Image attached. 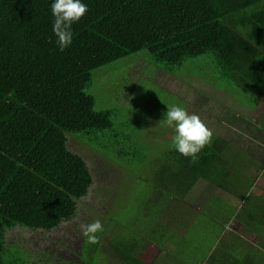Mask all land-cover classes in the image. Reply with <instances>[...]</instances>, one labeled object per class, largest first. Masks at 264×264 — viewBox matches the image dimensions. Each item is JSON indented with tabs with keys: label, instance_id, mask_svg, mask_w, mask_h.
Segmentation results:
<instances>
[{
	"label": "trees",
	"instance_id": "16d2710c",
	"mask_svg": "<svg viewBox=\"0 0 264 264\" xmlns=\"http://www.w3.org/2000/svg\"><path fill=\"white\" fill-rule=\"evenodd\" d=\"M51 2L0 0V264L31 262L27 251L7 246L9 230L52 231L72 220L88 195L91 172L68 149L67 135L97 137L114 127L112 112L96 111L87 92L96 71L143 51L169 72L211 55L216 74L238 91L239 109L264 104V0H83L88 12L73 25L72 46L62 53L54 43ZM226 121L241 140L249 131L264 136V110L254 122L237 113ZM231 143L212 132L195 164L174 149L166 152L153 224L135 219L108 242L99 234V242L84 244V263L91 253H104L106 264H148L136 255L144 236L172 254L167 264H190L176 252L186 253L190 224L207 212L194 207L199 198L192 191L202 181L238 205L213 200L222 227L206 252L198 246L205 253L197 264H264V189L251 179L254 160ZM232 221L242 232L227 228ZM252 232L257 245L247 239Z\"/></svg>",
	"mask_w": 264,
	"mask_h": 264
},
{
	"label": "rangeland",
	"instance_id": "374dc122",
	"mask_svg": "<svg viewBox=\"0 0 264 264\" xmlns=\"http://www.w3.org/2000/svg\"><path fill=\"white\" fill-rule=\"evenodd\" d=\"M150 58V54L143 51L94 73L93 84L87 92L95 99L96 111L112 112L114 127L97 137L67 135L68 149L85 160L93 183L88 195L78 202L75 217L58 228L48 232L16 227L7 232V246L15 245L27 251L31 257L29 264H85L81 255L86 242L80 226L95 220H99L104 228L97 235L102 234L107 242L116 232L128 230L127 225L134 223L135 219L140 221L145 217L150 225L153 224V204L156 200L160 202V188L165 185L162 182L163 156L173 150L171 140L174 131L162 117L167 107L179 105L185 108L189 114L198 115L216 135L231 140L236 147L255 152L251 157H255L254 162L260 164L258 158L264 159V136L249 131L245 135L247 138L241 140L238 129L229 127L224 120L228 110L239 116L246 115L254 122L262 114L264 104L257 110L239 109L240 103L235 99L238 91L231 89L216 74L215 60L211 55L189 60L174 72L156 66ZM214 87L219 88L213 90ZM262 175L264 169L256 174L258 182L264 179ZM258 184H262L260 188L263 190L264 183ZM211 191L213 188L206 183L196 185L192 191L194 200L199 198L198 206H194L196 210L201 207L199 200ZM230 204L237 206L238 202L231 198ZM144 206L151 212L145 211ZM222 217L202 211L195 219V225L190 224L192 229L185 246L186 253L182 254L180 249L176 252L180 253L179 258L197 264L206 250L217 242ZM181 225L178 222L177 228L184 226ZM229 227L235 232L243 230L235 221ZM247 237L258 244L256 233H249ZM198 246L204 249L205 252H200L203 254L198 253ZM94 254L86 257L85 262L106 264L104 253H98L96 258ZM136 255L148 264H167L172 256L148 242L144 236ZM111 259L107 261L111 262Z\"/></svg>",
	"mask_w": 264,
	"mask_h": 264
},
{
	"label": "clouds",
	"instance_id": "9594fccd",
	"mask_svg": "<svg viewBox=\"0 0 264 264\" xmlns=\"http://www.w3.org/2000/svg\"><path fill=\"white\" fill-rule=\"evenodd\" d=\"M50 8L54 43L62 53L72 46L73 25L85 16L88 6L83 0H52ZM162 117L164 123L174 131L171 147L190 163L195 164L205 146L211 143L212 132L198 115L189 114L179 105L167 107ZM103 230L99 220L80 226L81 235L88 244L97 243V234Z\"/></svg>",
	"mask_w": 264,
	"mask_h": 264
},
{
	"label": "crops",
	"instance_id": "0c3cea01",
	"mask_svg": "<svg viewBox=\"0 0 264 264\" xmlns=\"http://www.w3.org/2000/svg\"><path fill=\"white\" fill-rule=\"evenodd\" d=\"M225 112H226V114H225L226 116H225V119H224L225 121H226V118L227 117H231L233 114H235V113H232L231 114V112H227V110ZM237 118H238V114H237ZM229 127H232V126L230 125ZM231 144H233V143H231ZM233 146H235V145L233 144ZM236 148H239V147H236ZM240 150L241 151H244L249 157H252V155L254 156V153L251 152V151H248L246 149H240ZM254 159H255V157H253V160ZM261 159H263V158H260V157L258 158L260 164H258L257 162H254L252 164L253 168H252V173H251V179L254 180L255 184H257L256 187H261L262 186V184L260 186L258 184V183H261V181H262V183H264V179H260V182H258L259 177H256V174L258 172H262L263 169H264V161H262ZM259 168H261V169H259ZM262 176L264 178V175H262ZM201 183H203V182L200 181L199 184H201ZM206 184H208V183H206ZM211 188H213L214 191H211L209 193H205L204 196H203V198L201 200H199V202L202 204V206H205L206 207V210L207 211H210L212 213L213 212L216 213L215 212V209H214L216 206H215L213 200H223V201H226V202H230L231 197L227 193H225L224 191H222L221 189L219 190V189H217V188H215L213 186H211ZM187 200L190 201L189 199H187ZM196 204L198 206V202ZM199 208H200V206H199ZM229 224H231V223H229ZM227 228H228V226H227Z\"/></svg>",
	"mask_w": 264,
	"mask_h": 264
}]
</instances>
